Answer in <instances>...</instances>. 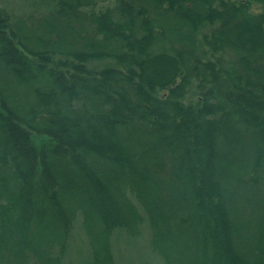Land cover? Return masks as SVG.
Returning <instances> with one entry per match:
<instances>
[{"label":"trees","instance_id":"16d2710c","mask_svg":"<svg viewBox=\"0 0 264 264\" xmlns=\"http://www.w3.org/2000/svg\"><path fill=\"white\" fill-rule=\"evenodd\" d=\"M51 1L0 7V264H69L78 224L88 264L145 227L164 264H264V0Z\"/></svg>","mask_w":264,"mask_h":264},{"label":"rangeland","instance_id":"374dc122","mask_svg":"<svg viewBox=\"0 0 264 264\" xmlns=\"http://www.w3.org/2000/svg\"><path fill=\"white\" fill-rule=\"evenodd\" d=\"M0 7L5 8L14 16L23 17L31 14L40 16L53 10L54 3L51 0H6L0 3ZM257 9L264 10V6H259ZM157 48L160 51H166L169 46L160 44ZM59 59L63 58L57 57L53 64L55 65ZM88 66L92 69L117 66L120 68L117 61L110 59L90 60ZM34 142L37 146H43L48 143L47 138L38 136L34 137ZM111 245L116 264H164L163 259L151 247V236L148 227H145L138 236H133L126 230L117 229L113 232ZM67 260L69 264H88L89 256H87L86 238L79 224L72 234Z\"/></svg>","mask_w":264,"mask_h":264}]
</instances>
